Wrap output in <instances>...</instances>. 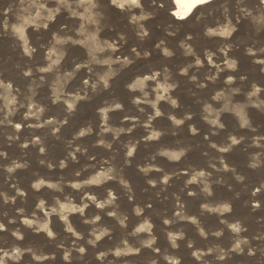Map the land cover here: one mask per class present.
<instances>
[{
  "label": "rangeland",
  "instance_id": "374dc122",
  "mask_svg": "<svg viewBox=\"0 0 264 264\" xmlns=\"http://www.w3.org/2000/svg\"><path fill=\"white\" fill-rule=\"evenodd\" d=\"M258 5L0 0V261L264 264Z\"/></svg>",
  "mask_w": 264,
  "mask_h": 264
},
{
  "label": "clouds",
  "instance_id": "9594fccd",
  "mask_svg": "<svg viewBox=\"0 0 264 264\" xmlns=\"http://www.w3.org/2000/svg\"><path fill=\"white\" fill-rule=\"evenodd\" d=\"M114 2H115V0H114ZM191 6L192 5L190 4L189 7H191ZM120 7L123 8L124 7V4H121ZM258 8L260 9L259 11H257V9H254V8H247L246 7L244 9H242L241 14L243 16H248L251 19L256 20V21H264V0H259ZM209 31H211V29H209ZM224 34L225 35H230L231 34V29H226ZM197 62H199V61H197ZM230 66L234 67V64H232ZM229 79H231V77ZM173 103H175V101H173ZM177 123H180V121H177ZM213 123H215V121H213ZM17 127H19V125H17ZM193 131H195V129H193ZM41 151H43V149H41ZM181 154L182 153H172L171 156H172L173 159H177L178 160L180 158V155ZM225 167H227V165H225ZM195 178L196 177H193V179H195ZM36 186L39 187V185H36ZM228 208H229V205L225 204L223 206V208L221 209V211H223L225 209H228ZM97 219H99V217H97ZM29 223H31V222H29ZM121 223H123V221H121ZM2 227H4V225L3 224H0V228H2ZM41 227L42 228H46L47 225L44 224V225H41ZM141 227H143V225ZM231 227L233 229H235L237 232L240 231V225L238 223L232 224ZM49 235H52L51 231H49ZM177 235H182V234L181 233H177L175 235H171V239H172V242H173V246H176L175 245V241H176V236ZM99 238H100L99 236L96 237V239H99ZM241 242L242 241L238 239L236 241V243L233 245V247L236 248V249H239L242 252L243 251V248L240 247ZM92 243H95V241H92ZM125 243H127V242L125 241ZM146 243L151 244V241H147ZM80 251L83 252V251H85V249L81 248ZM131 251L138 252L139 249L138 248L137 249H131V248L117 249L116 254L119 256L121 254V252H131ZM156 251H159V249H156ZM209 251H212V249H209ZM249 253L250 254H253V250L251 248H249ZM4 255L5 256H8V257H11V259H13V260L19 261V260H21L23 258V251L20 248L15 247V248H12L9 251H5L4 252ZM33 255L38 260L44 258V257L35 255V253H33ZM99 255L102 257L104 255V253H99ZM0 264H4V262L3 261H0ZM153 264H155L154 261H153Z\"/></svg>",
  "mask_w": 264,
  "mask_h": 264
},
{
  "label": "bare ground",
  "instance_id": "6f19581e",
  "mask_svg": "<svg viewBox=\"0 0 264 264\" xmlns=\"http://www.w3.org/2000/svg\"><path fill=\"white\" fill-rule=\"evenodd\" d=\"M175 7L173 14L178 18H186L193 13V11L201 4L210 0H172ZM192 5L189 7V5Z\"/></svg>",
  "mask_w": 264,
  "mask_h": 264
}]
</instances>
